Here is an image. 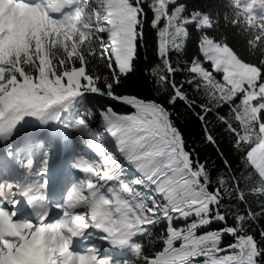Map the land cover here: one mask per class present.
Masks as SVG:
<instances>
[{"label":"snow or ice","instance_id":"1","mask_svg":"<svg viewBox=\"0 0 264 264\" xmlns=\"http://www.w3.org/2000/svg\"><path fill=\"white\" fill-rule=\"evenodd\" d=\"M0 264H264V0H0Z\"/></svg>","mask_w":264,"mask_h":264},{"label":"trees","instance_id":"2","mask_svg":"<svg viewBox=\"0 0 264 264\" xmlns=\"http://www.w3.org/2000/svg\"><path fill=\"white\" fill-rule=\"evenodd\" d=\"M143 94V93H142Z\"/></svg>","mask_w":264,"mask_h":264}]
</instances>
